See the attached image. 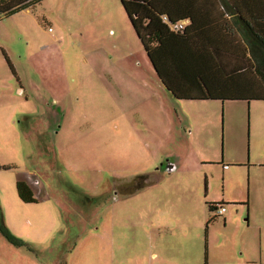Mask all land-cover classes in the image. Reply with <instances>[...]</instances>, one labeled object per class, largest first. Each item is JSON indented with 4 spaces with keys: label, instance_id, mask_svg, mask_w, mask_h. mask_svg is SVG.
Here are the masks:
<instances>
[{
    "label": "rangeland",
    "instance_id": "1",
    "mask_svg": "<svg viewBox=\"0 0 264 264\" xmlns=\"http://www.w3.org/2000/svg\"><path fill=\"white\" fill-rule=\"evenodd\" d=\"M0 264H264V99L174 97L120 0L0 17Z\"/></svg>",
    "mask_w": 264,
    "mask_h": 264
},
{
    "label": "trees",
    "instance_id": "2",
    "mask_svg": "<svg viewBox=\"0 0 264 264\" xmlns=\"http://www.w3.org/2000/svg\"><path fill=\"white\" fill-rule=\"evenodd\" d=\"M38 1L0 0V17L27 9ZM256 1L250 0V3ZM120 2L156 75L174 97L191 100L264 99V22L251 24L250 19L247 22L243 20L247 29L248 54L243 52L239 55L241 62L238 70L233 69L230 73V67L225 62L224 46H219L209 34L205 33L204 38H200L201 32L211 25H202L193 13L198 11L196 2L214 3L217 0ZM250 31L258 41L257 45L252 44L254 47L251 49ZM230 80L233 87L237 84V91L224 88L229 86ZM16 190L24 202L36 201L32 189L24 180L17 179ZM219 204L225 205L222 201L206 202L209 212H213ZM2 231L12 240L5 228L2 227Z\"/></svg>",
    "mask_w": 264,
    "mask_h": 264
},
{
    "label": "crops",
    "instance_id": "3",
    "mask_svg": "<svg viewBox=\"0 0 264 264\" xmlns=\"http://www.w3.org/2000/svg\"><path fill=\"white\" fill-rule=\"evenodd\" d=\"M195 5L198 8V11L193 13L199 18L201 24L206 26V23H209L211 25L210 28L201 32L200 38H204L203 35L206 33V35H211L212 39L217 41L219 46H224V53L226 55L225 62L227 66L230 67V70L226 71L230 73H232L233 69L237 71L241 62L239 55L241 53L243 54V52L244 54H248L247 29L243 20L245 19L246 21L250 19L251 24L256 21L264 22V0H257L254 4L250 3V0H217V2L214 3L196 2ZM253 35L254 34L250 31V49L254 47L252 44L257 45L258 43L257 39L254 38ZM260 46L261 45H259V47ZM226 86L227 87L224 88L229 89L230 91L233 89L237 91L238 89L237 84L233 87L232 80L229 81V86ZM172 166L175 165L172 164Z\"/></svg>",
    "mask_w": 264,
    "mask_h": 264
},
{
    "label": "flooded vegetation",
    "instance_id": "4",
    "mask_svg": "<svg viewBox=\"0 0 264 264\" xmlns=\"http://www.w3.org/2000/svg\"><path fill=\"white\" fill-rule=\"evenodd\" d=\"M167 165H169V167H171L172 166V164H171V162L170 161H168L167 159H166V161L165 162H161L160 164H159V166H158V168H156V170L155 171H158V172H161V173H165L164 172V168H165V166H167ZM119 186V185H118ZM120 187V186H119ZM138 185H137V187H135L134 189H138ZM118 188V187H117ZM117 188H114L115 190V193L116 192H118L119 191V189H117ZM126 189H131V188H128V187H126V188H124V190H126ZM131 191V190H130ZM136 191V190H135Z\"/></svg>",
    "mask_w": 264,
    "mask_h": 264
},
{
    "label": "built area",
    "instance_id": "5",
    "mask_svg": "<svg viewBox=\"0 0 264 264\" xmlns=\"http://www.w3.org/2000/svg\"><path fill=\"white\" fill-rule=\"evenodd\" d=\"M179 26H181V25H179ZM225 210H226L225 205H223V204H219V205L216 206V208H215L214 211H215V213H216L217 215H220V214H222Z\"/></svg>",
    "mask_w": 264,
    "mask_h": 264
},
{
    "label": "water",
    "instance_id": "6",
    "mask_svg": "<svg viewBox=\"0 0 264 264\" xmlns=\"http://www.w3.org/2000/svg\"><path fill=\"white\" fill-rule=\"evenodd\" d=\"M175 169V166H171L169 167V165L165 166L164 171L167 173H170L171 171H173Z\"/></svg>",
    "mask_w": 264,
    "mask_h": 264
}]
</instances>
